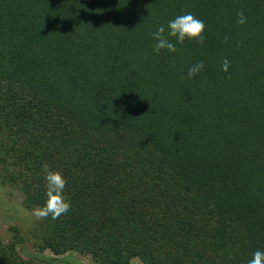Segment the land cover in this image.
<instances>
[{
	"label": "trees",
	"instance_id": "obj_1",
	"mask_svg": "<svg viewBox=\"0 0 264 264\" xmlns=\"http://www.w3.org/2000/svg\"><path fill=\"white\" fill-rule=\"evenodd\" d=\"M183 13L205 44L155 55L154 27ZM45 164L71 208L39 219L42 253L248 264L264 251V0H0V180L27 211ZM9 232L0 264H42Z\"/></svg>",
	"mask_w": 264,
	"mask_h": 264
},
{
	"label": "clouds",
	"instance_id": "obj_2",
	"mask_svg": "<svg viewBox=\"0 0 264 264\" xmlns=\"http://www.w3.org/2000/svg\"><path fill=\"white\" fill-rule=\"evenodd\" d=\"M246 16L243 11L237 13V23L244 25ZM206 25L202 19L197 18L192 13L177 15L166 23H157L151 32L152 51L155 55L162 53L175 54L178 46H183L185 42H195L200 45L205 44ZM230 62L225 59L221 66V71H229ZM205 69L203 61L197 62L188 68V78H194ZM43 179L45 181L46 203L43 207L35 208L32 215L36 219H46L49 216L55 220L62 215H66L71 204L64 190L67 184L66 179L60 171H53L48 165L42 166ZM248 264H264V251L257 250L253 253Z\"/></svg>",
	"mask_w": 264,
	"mask_h": 264
},
{
	"label": "rangeland",
	"instance_id": "obj_3",
	"mask_svg": "<svg viewBox=\"0 0 264 264\" xmlns=\"http://www.w3.org/2000/svg\"><path fill=\"white\" fill-rule=\"evenodd\" d=\"M23 196L18 191L8 187L0 180V240L8 243L13 235L9 232L11 226H17L24 236L25 242L19 247L25 260H31L42 264H96L90 256H81L77 253H69L64 256H54L47 251H40V239L37 235L36 226L39 220L22 206ZM132 264H146L139 259Z\"/></svg>",
	"mask_w": 264,
	"mask_h": 264
}]
</instances>
